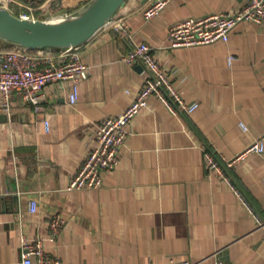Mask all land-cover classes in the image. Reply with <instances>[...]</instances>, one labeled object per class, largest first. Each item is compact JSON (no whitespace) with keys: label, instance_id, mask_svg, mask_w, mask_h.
<instances>
[{"label":"crops","instance_id":"1","mask_svg":"<svg viewBox=\"0 0 264 264\" xmlns=\"http://www.w3.org/2000/svg\"><path fill=\"white\" fill-rule=\"evenodd\" d=\"M44 1L37 18L85 2L65 0L66 8L51 13ZM149 1L125 0L116 13L128 38L111 24L79 44L88 74L75 103L67 98L69 80L44 86L38 110L14 92L6 113L0 97V264H20L22 234L41 236L61 264H264V155H247L224 175L204 157L211 149L229 159L264 138V23L239 22L226 42L174 47L170 24L229 12L243 0H168L145 20ZM141 41L175 91L198 106L184 114L150 96L101 186L69 190L96 124L122 112L141 87L140 65L122 59ZM13 46L0 38V50ZM56 215L63 226L51 239L48 223Z\"/></svg>","mask_w":264,"mask_h":264},{"label":"built area","instance_id":"2","mask_svg":"<svg viewBox=\"0 0 264 264\" xmlns=\"http://www.w3.org/2000/svg\"><path fill=\"white\" fill-rule=\"evenodd\" d=\"M86 1V0H85ZM168 0H150L142 10L145 20L156 17ZM44 0H0V7L8 8L12 13L15 7L21 8L15 15L22 18H37L34 10L44 5ZM118 12V11H117ZM116 12V13H117ZM67 13V12H64ZM111 17L106 25L126 36L127 25L123 17ZM239 22L264 23V0H243V3L229 12H218L200 17L189 16L168 26L167 32L171 46L190 47L226 42L230 32ZM128 38V36H126ZM78 46L72 48H39L31 51L14 44L9 50H0V97L1 109L10 112V98L19 92L31 102L36 110L40 108V92L44 86L54 81H67L72 84L68 92L69 103L78 98V84L87 77L88 67L82 60ZM127 64H139L144 75L141 87L128 106L115 116H106L99 120L94 129L93 145L83 158L79 168L70 180L67 189H96L101 186L104 172L112 171L118 164L120 149L127 135V127L135 115L144 108L148 99L156 95L171 110L188 114L196 110L197 103L186 102L172 87L165 69L158 60L153 48L147 42H133L122 57ZM233 60L228 57V62ZM48 125L46 119L43 120ZM244 130L246 126L239 124ZM264 155V138H255L235 156L229 159L219 157L213 150L204 153L209 169L224 175L223 164L231 167L247 155ZM224 177V176H223ZM226 179V176L224 177ZM264 185V178L262 179ZM37 207L35 199L29 201V210ZM63 226L60 216H53L49 223V236L55 238ZM41 236H20V264H61V260L47 254ZM167 264H175L172 260ZM178 264H188L182 261Z\"/></svg>","mask_w":264,"mask_h":264},{"label":"water","instance_id":"3","mask_svg":"<svg viewBox=\"0 0 264 264\" xmlns=\"http://www.w3.org/2000/svg\"><path fill=\"white\" fill-rule=\"evenodd\" d=\"M124 2L86 0L71 12L46 18H22L8 8L0 7V38L30 50L72 48L88 40L109 22Z\"/></svg>","mask_w":264,"mask_h":264},{"label":"trees","instance_id":"4","mask_svg":"<svg viewBox=\"0 0 264 264\" xmlns=\"http://www.w3.org/2000/svg\"><path fill=\"white\" fill-rule=\"evenodd\" d=\"M48 7H49V10L51 11V13H56L59 10H62L64 8H66L65 7V0H50ZM18 10H19V8L16 6L15 7V10H13V11H14V13H17ZM43 14L44 13H42V12H37L36 13V16L37 17H43ZM31 51H34V49H32ZM223 168H224V171H225V169H227V167L224 164H223Z\"/></svg>","mask_w":264,"mask_h":264}]
</instances>
